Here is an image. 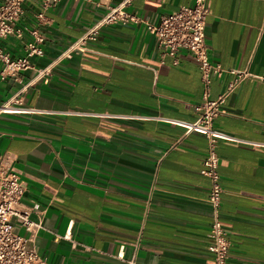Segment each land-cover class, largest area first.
<instances>
[{
    "label": "crops",
    "instance_id": "crops-1",
    "mask_svg": "<svg viewBox=\"0 0 264 264\" xmlns=\"http://www.w3.org/2000/svg\"><path fill=\"white\" fill-rule=\"evenodd\" d=\"M95 1L59 0L42 11L25 0L15 24L22 35L0 38V48L23 56L32 39L24 28H34L43 54L30 60L41 67L121 0ZM192 1L132 0L125 10L156 23ZM206 3L209 61L249 73L213 126L261 143H216L227 264H264V0ZM173 60L144 21L116 23L59 60L46 80L30 82L33 70L0 79V104L39 110L0 112V157L10 154L20 172V203L41 223L33 245L46 264H212L209 179L200 173L208 141L168 120L197 118L201 70L185 49ZM230 78L211 77L209 98Z\"/></svg>",
    "mask_w": 264,
    "mask_h": 264
},
{
    "label": "built area",
    "instance_id": "built-area-1",
    "mask_svg": "<svg viewBox=\"0 0 264 264\" xmlns=\"http://www.w3.org/2000/svg\"><path fill=\"white\" fill-rule=\"evenodd\" d=\"M42 11L53 6L59 0H38ZM132 0H121L116 4H106L104 0H96L95 4H106L102 16L93 22L86 32L76 41L70 43L53 61L35 68L30 58L41 56L43 50L40 43L43 41L36 29L24 28L32 37L24 47V55L12 57L0 48V79L16 78L20 71L33 70L30 82L46 80L51 74L55 64L62 58L69 57L77 49H84L88 39H93L98 31L106 26L116 23H129L144 21L146 29L153 35L155 44L163 54L171 55L177 63V53L181 49L189 51L193 59L199 64L201 82L203 85V102L195 105L198 116L193 121L168 119L170 122L185 128L186 132L195 131L207 138L208 150L202 161L200 173L209 179L207 203L212 211V221L208 231L210 239L207 247L212 254V264H227L230 241L221 225L219 208L221 204L222 183L218 171L219 158L216 153V143L219 140L261 144L235 137L213 126V119L220 112V105L225 97L234 90L238 84L249 75L244 69L224 68L219 63H212L207 56V43L205 40V24L208 8L206 0H193L191 4L181 5L175 11L160 15L156 23L149 22L128 12L125 7ZM25 0H0V38L10 34L22 35L23 30L16 27L23 12ZM42 11L37 17L42 16ZM229 74L231 78L226 84L222 94L216 99L209 98L211 77H222ZM38 112L30 107L12 108L6 103L0 104V112ZM25 185L20 172L13 166L10 154L0 157V264H46L37 253L33 241L41 228L39 221L29 217V209L22 207L20 201ZM21 227L25 234L18 233L15 227ZM69 239L70 234L63 235ZM124 243L119 245L116 257L123 258ZM128 264H135L130 261Z\"/></svg>",
    "mask_w": 264,
    "mask_h": 264
}]
</instances>
